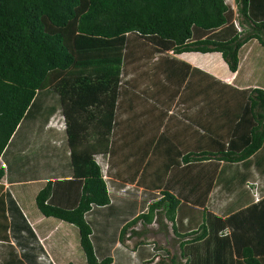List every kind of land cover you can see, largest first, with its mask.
Returning <instances> with one entry per match:
<instances>
[{
    "label": "trees",
    "instance_id": "trees-1",
    "mask_svg": "<svg viewBox=\"0 0 264 264\" xmlns=\"http://www.w3.org/2000/svg\"><path fill=\"white\" fill-rule=\"evenodd\" d=\"M235 3L0 0V228L13 249L0 264L63 263L44 243L57 231H33L39 213L74 226L82 264L128 261L115 248L155 219L184 264H264V0ZM194 52L219 53L234 82L176 58ZM182 120L199 140L187 148L185 131L170 134ZM257 154L256 173H237ZM133 253L178 264L146 240Z\"/></svg>",
    "mask_w": 264,
    "mask_h": 264
},
{
    "label": "rangeland",
    "instance_id": "rangeland-1",
    "mask_svg": "<svg viewBox=\"0 0 264 264\" xmlns=\"http://www.w3.org/2000/svg\"><path fill=\"white\" fill-rule=\"evenodd\" d=\"M226 1L231 6H233V8L236 10L235 0H226ZM183 60H186V61L190 62L191 64H195V65L205 69L207 72L217 75L218 77H224L225 75L230 74L228 65L225 63V61L223 60V58L221 57V55L219 53L203 54V53L194 52V53L185 54L183 56ZM142 96H143V98H147V94H145V93ZM124 117H126V115H124ZM129 124H130L129 125L130 128L128 130V133L132 134L131 130H132L133 126L131 125L130 122H129ZM132 124H135V122H133ZM166 178H165V180H168V181L163 180L162 183L165 181V183L168 184L169 179L168 178L166 179ZM36 192H34V193L32 192V195L30 196L31 197L30 201L34 202L35 196L37 194ZM39 216H41V218ZM34 217H36V216H34ZM199 217L202 218V219H200V221H204L205 217H207V216L204 217L203 215H199ZM37 219H39L40 223L42 224L40 229L43 230L45 227H50V228H48V230H51V231L54 230L55 232L57 231V233H56L57 236H55L54 238L46 237L45 240H46V245H48L50 243L49 241H52V239H53L54 243L50 245V248L52 251H54L55 247H56V249H58L59 259L61 261H63L62 264H67L68 261H70V263H73V264H82L83 263L82 261L84 259L83 258L84 256H83V253L81 251L80 246L77 245L78 236L76 234V230L74 229V226L69 225L67 223H64V222L57 220V219L42 217V215L40 213H39ZM2 220L3 219H1V221ZM156 225L157 224H154L152 226V228L147 227V229H146L147 231H146L145 236H143L141 239L135 237L133 240L129 241V244L134 245V244H137L140 240L141 241L146 240L148 242L155 243L157 247H166L167 248V246L169 245L168 249L171 251L177 252L179 255V253H180L179 249L181 248V246L178 243V240H176V238H175L174 232L171 228V224H169V227L166 230V232H169V233L165 234L166 235L165 238L162 236V234L158 233V231L156 230V227H155ZM169 229H170V231H169ZM139 230H141V229H139ZM142 230L144 231L145 229H142ZM31 233H32V230H31ZM7 236L9 237V234L6 231H3L0 229V238H2V239H0V247L5 246L8 249V251L11 252L13 249L10 246L9 241L6 240ZM39 247H40V244H39ZM156 259L154 261H156Z\"/></svg>",
    "mask_w": 264,
    "mask_h": 264
},
{
    "label": "crops",
    "instance_id": "crops-1",
    "mask_svg": "<svg viewBox=\"0 0 264 264\" xmlns=\"http://www.w3.org/2000/svg\"><path fill=\"white\" fill-rule=\"evenodd\" d=\"M170 57H172V56H174L173 54H171L170 53ZM185 54H182V55H179V56H176V58L177 59H179V60H183V56H184ZM183 61H185V62H188V61H186V60H183ZM158 62H159V55H155L154 57H153V60L152 61H150V64H154L156 67L158 66ZM163 63L164 62H160L159 63V65H163ZM188 63H190V62H188ZM138 64H140V61H139V63H135V68L137 67V65ZM191 64V63H190ZM250 64V61H249V63H248V65ZM193 67H198V68H201V67H199V66H197V65H195V64H191ZM154 66V67H155ZM137 69V68H136ZM202 70H204V71H206L205 69H203V68H201ZM207 72V71H206ZM213 76H215L216 78H218V79H220L221 81H223L224 83H233L234 81H233V79H234V77L236 76V73H232V72H230V74H228V75H225L224 77H218L217 75H215V74H212ZM144 76V75H143ZM142 76V78L141 79H139V81H137L136 82V85H137V88L138 89H141V90H144V93H146V90H148V89H152V88H154V81L152 80V78L150 79V80H148V79H146V78H144ZM136 77H137V74H136ZM156 84V83H155ZM136 109L135 110H137L139 107H135ZM140 110V109H139ZM137 114H139V111L137 112ZM190 116L191 117H194V119L197 121V122H200V121H202V120H204L203 119V117H201V116H199L198 114H197V112H191L190 113ZM137 117H139V115L137 116ZM142 118H146L145 116L144 117H142ZM150 120H151V118H150ZM59 123V121H55V122H53V123H51L50 125L51 126H61V125H59L58 124ZM186 123H187V121H183L182 120V122L179 124V126H178V128L177 127H175V126H173L174 127V131H172V132H170V134L173 136V135H175L174 133H175V130L176 129H179V130H182L183 132L185 131V133L188 135L187 136V139H185L184 138V140H183V142H184V145L186 146V148L189 146V145H195V143L197 142V141H199L198 140V136H197V132L194 130V128H192L191 127V125L190 126H187L186 125ZM192 123V122H191ZM186 126V127H185ZM163 132H165V129L164 128H162L161 130H160V132H159V135H161ZM246 133H247V130H246ZM166 149H171V150H175V147H174V144L173 143H171V141L170 142H168V139H167V141H166V143L165 144H163L161 147H160V155H158L157 154V156H156V161H158V164L157 165H161V164H163L166 160H167V157H166V155H161V152H163V151H165ZM262 154V153H261ZM264 154V153H263ZM261 156H260V154H257V155H252L250 158H249V160H246V163H235L234 164V167H235V169H236V171H237V173H242V174H244V175H249V174H254V173H256V166H257V164H256V162L255 161H258L259 159L258 158H260ZM254 164V165H253ZM8 166V165H7ZM33 170V178H29V181H34V180H36L35 179V177H38L39 175H41L40 173H37V171H34V170H45V169H43V168H38L37 169V167H35L34 166V169H32ZM37 183H39V182H36V181H34L33 183H32V185L30 184V185H28L29 184V182L28 183H26L27 185H28V187H29V189H30V191H31V194H32V192L34 193V192H36V190L38 189V184ZM37 184V185H36ZM184 183H182V184H180L179 186L177 185L176 186V188L178 189V190H183V189H186V185L184 186L183 185ZM10 186V182H5V189L4 190H6L8 187ZM7 205V204H6ZM40 219V218H39ZM39 219H36V220H34L35 222H33V226H32V228H33V231H36V230H38V228H37V226H38V224H40V221H39ZM258 220L256 219L254 222H257ZM258 222H260V223H263L264 224V214H262L261 215V217H260V219H259V221ZM154 224H157L155 227H156V230L158 231V233H160V234H162V236L165 238V234H168L169 232H166V230L168 229V227H169V225L168 224H170V223H168L167 221H165V223L163 224V220L161 221V222H157V220L155 219L154 221H153V223L151 224V225H149V227H151L152 228V226L154 225ZM8 225V224H7ZM158 227V228H157ZM172 228V227H171ZM1 229V228H0ZM5 230V229H4ZM8 230H9V228H8ZM169 231H170V229H169ZM173 233V232H172ZM174 235H175V238H176V240L178 239V237L176 236V234L174 233ZM33 236V235H32ZM48 238H50V237H48ZM135 237H131V238H129V239H126L125 240V242H123V243H120L118 246H120L119 248H115L116 250H115V252L119 255V253H123L124 254V257H125V255H130V258H129V260L126 258V260H128V261H126V262H123V263H121V264H140V263H138L137 261H136V259L134 258V256H133V250L134 251H136L137 250V244H129V241H131V240H133ZM50 243L48 244V245H46L47 247H48V251L50 252L51 251V248H50V245L51 244H53L54 242H53V239H52V241H49ZM44 243L46 244V240H44ZM178 243L180 244V241H179V239H178ZM169 247V245L167 246V248ZM54 250H56V247L54 248ZM54 252V251H53ZM169 252H170V254L172 255V256H175V255H177V257H178V264H184L190 257H188V256H183L182 254H183V252H184V250L182 249V247L179 249V255H178V253L177 252H174V251H171V250H169ZM57 253H58V255H59V252H58V250H57ZM57 255V259H59V256ZM122 257V256H121ZM181 258V259H180ZM69 260V259H68ZM163 260H165V259H163ZM179 260L181 261V262H179ZM61 261V260H60ZM159 261H161V260H156V262H154L153 264H156V263H158ZM61 262H63V261H61ZM65 262V261H64ZM165 263L166 264H171V261L169 260V259H166V261H165ZM114 264H116V261L114 262ZM117 264H118V262H117Z\"/></svg>",
    "mask_w": 264,
    "mask_h": 264
},
{
    "label": "built area",
    "instance_id": "built-area-1",
    "mask_svg": "<svg viewBox=\"0 0 264 264\" xmlns=\"http://www.w3.org/2000/svg\"><path fill=\"white\" fill-rule=\"evenodd\" d=\"M238 26V25H237Z\"/></svg>",
    "mask_w": 264,
    "mask_h": 264
}]
</instances>
